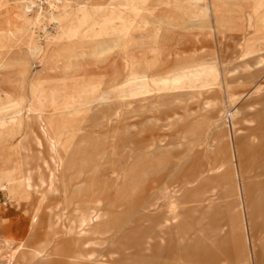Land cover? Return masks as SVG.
Here are the masks:
<instances>
[{
  "label": "rangeland",
  "instance_id": "rangeland-1",
  "mask_svg": "<svg viewBox=\"0 0 264 264\" xmlns=\"http://www.w3.org/2000/svg\"><path fill=\"white\" fill-rule=\"evenodd\" d=\"M226 15L245 25L229 27ZM263 61L264 0H0V182L8 191L25 184L19 159L32 180L48 179L27 188L23 203L0 191L4 236L8 227L26 232L38 208L44 230L34 232L51 239L47 253L63 242L80 247L77 264H138V253L145 254L139 264H151L157 243L146 228L171 202L163 250L174 242L196 264H264ZM31 104L46 110L28 112ZM78 156L99 193L91 195L87 181H74L69 193L48 191L62 161ZM218 171L226 180L211 182ZM233 186L239 229L224 225L206 251L210 205ZM203 189L194 204L190 198ZM75 212L94 217L85 234L47 221ZM229 238L247 248V263L242 243ZM256 244L263 251L253 255ZM2 253L0 264L7 262ZM16 259L22 264L19 253Z\"/></svg>",
  "mask_w": 264,
  "mask_h": 264
},
{
  "label": "bare ground",
  "instance_id": "bare-ground-1",
  "mask_svg": "<svg viewBox=\"0 0 264 264\" xmlns=\"http://www.w3.org/2000/svg\"><path fill=\"white\" fill-rule=\"evenodd\" d=\"M106 8V7H105ZM227 8V7H226ZM234 10V9H233ZM220 11V10H219ZM225 12V11H224ZM238 12V11H237ZM241 13V12H240ZM103 14V13H102ZM107 14V13H106ZM236 14V13H235ZM101 15V14H100ZM224 15V14H223ZM242 16V14H241ZM244 16V15H243ZM242 16V17H243ZM226 18V21H227V25L229 27H231L232 25L235 26V27H243L245 25V20H243L240 16H235V15H226L225 16ZM219 26V25H218ZM230 29V28H229ZM172 30V29H171ZM226 30V29H225ZM234 30V29H233ZM178 34V33H177ZM163 44V43H162ZM239 51V50H238ZM161 52V51H160ZM243 52V51H242ZM163 54V53H162ZM222 54V53H221ZM264 62V61H263ZM259 67V66H258ZM255 69V68H254ZM174 72V71H173ZM250 72V71H249ZM238 73V72H237ZM233 75V74H232ZM236 75V74H235ZM234 78V77H233ZM199 79V78H198ZM188 81V80H187ZM256 81V80H255ZM152 82V81H151ZM259 82V81H258ZM257 84V83H256ZM148 85V84H147ZM153 85H154V82H153ZM69 86V85H68ZM249 86V85H248ZM149 88V87H148ZM245 88V87H244ZM214 89V88H212ZM257 89V87H256ZM235 91V90H234ZM255 91V89H254ZM258 91V90H257ZM190 92V91H189ZM251 92V91H250ZM42 93V92H41ZM249 93V92H248ZM252 93V92H251ZM261 93V92H260ZM232 94V93H231ZM262 94V93H261ZM167 95V94H165ZM189 95V94H188ZM201 95V94H200ZM209 95V94H208ZM230 95V94H229ZM247 95V94H246ZM254 95V94H252ZM101 96V95H100ZM168 96V95H167ZM171 96V95H169ZM232 96V95H231ZM249 96V94H248ZM56 97V96H55ZM103 97V96H102ZM234 97V96H233ZM230 98V97H229ZM100 99V98H99ZM153 99V98H152ZM195 99V98H194ZM102 100V99H101ZM188 100V98H187ZM197 100V99H196ZM246 100V99H245ZM100 101V100H99ZM163 101V100H162ZM207 101V100H206ZM210 101V100H209ZM217 101V100H216ZM235 101V100H234ZM69 102V101H68ZM233 102V101H232ZM65 103V102H64ZM88 103V102H87ZM95 103V102H94ZM93 103V104H94ZM102 103V102H101ZM155 103V102H154ZM163 103V102H162ZM66 104V103H65ZM64 104V105H65ZM77 104V103H76ZM209 104V103H208ZM88 107H82V111L83 110H87L90 108L91 105V102H89L88 104ZM105 105V104H104ZM169 105V104H167ZM83 106V105H82ZM100 106V104L98 105ZM97 106V107H98ZM103 106V105H102ZM144 106V105H143ZM159 106V104H158ZM65 107V106H63ZM142 107V105H141ZM140 107V108H141ZM145 107V106H144ZM219 107V106H218ZM235 107V105H234ZM80 108V107H79ZM167 108V107H166ZM215 108V107H214ZM221 108V107H220ZM28 112H35V111H44L46 109H43V107L39 106V105H36V104H31L28 106ZM66 109V107H65ZM64 109V110H65ZM205 109V107H204ZM213 109V108H212ZM74 110V109H73ZM150 110V109H149ZM100 111V110H99ZM159 111V110H158ZM244 111V110H243ZM252 111V110H251ZM118 112V111H117ZM186 112V111H185ZM184 112V113H185ZM188 113V112H186ZM197 113V112H196ZM205 113V112H204ZM203 113V114H204ZM209 113V112H208ZM238 113V112H237ZM86 114V113H85ZM84 114V115H85ZM176 114V113H175ZM82 115V116H84ZM117 115V114H116ZM206 115V114H205ZM204 115V116H205ZM208 115V114H207ZM88 117V116H87ZM99 117V116H98ZM193 117V115H192ZM195 117V116H194ZM227 117V116H226ZM229 117V116H228ZM97 118V117H96ZM220 118V117H219ZM86 119V118H85ZM93 119V118H92ZM103 119V118H102ZM207 119V118H205ZM223 119V118H222ZM56 120V119H55ZM82 120V119H81ZM85 121V120H84ZM93 121V120H92ZM197 121V120H196ZM220 121V120H219ZM99 122V121H98ZM101 122V121H100ZM107 122V121H106ZM195 123V121H193ZM248 123V121H246ZM245 122V123H246ZM95 123V122H94ZM231 123V122H230ZM256 123V122H255ZM200 124V123H199ZM219 124V123H218ZM90 125V124H89ZM92 125V124H91ZM252 125V124H251ZM87 126V125H86ZM190 126V125H189ZM197 126V125H196ZM225 126V125H224ZM52 128L54 129H57L55 128L54 126H51ZM236 127V126H235ZM93 128V127H92ZM205 128V127H204ZM221 128V127H220ZM231 128V127H230ZM222 129V128H221ZM89 130V129H88ZM194 130V129H193ZM199 130V129H198ZM218 130V129H217ZM223 130V129H222ZM106 131V129H105ZM200 131V130H199ZM238 131V130H237ZM244 131V130H243ZM88 132V131H87ZM90 132V131H89ZM229 132V131H228ZM54 133V132H53ZM91 134V133H89ZM98 136V135H97ZM87 137V136H86ZM105 137V135H104ZM193 137V136H192ZM224 137V136H223ZM228 137V136H227ZM90 138V137H89ZM195 139V138H194ZM224 139V138H223ZM92 140V139H91ZM199 140V139H198ZM221 140V139H220ZM80 141V140H79ZM214 141V140H213ZM222 141V140H221ZM220 141V142H221ZM81 142V141H80ZM96 142V141H95ZM216 142V140H215ZM223 142V141H222ZM221 142V143H222ZM197 143V142H196ZM214 143V142H213ZM218 143V142H217ZM216 143V144H217ZM79 144L78 142H76V145ZM177 144V143H176ZM189 144V143H188ZM193 144V143H192ZM253 144V142H252ZM87 145V144H86ZM78 146V145H77ZM187 146V145H186ZM191 146V144H190ZM89 147V146H88ZM189 147V146H188ZM193 147V146H192ZM190 147V148H192ZM84 148V147H83ZM17 149L19 150L20 149V146L17 145ZM126 151V150H125ZM233 153V152H232ZM141 154V153H140ZM74 155V154H72ZM219 155V154H218ZM216 155V156H218ZM234 155V154H233ZM118 156V155H117ZM234 157V156H233ZM82 157H79L78 156V161L77 162H74L73 159L69 158L66 160H63L62 163H61V175L58 176L56 173L54 174V178H53V181H52V184H51V187L48 188V191H50L52 194L54 195H57V193H59L60 190H63L65 193H69L70 191V188H68V185H71L75 182H77L76 184H85V182L87 181L86 180V167H87V164L84 163L85 160L87 159H81ZM94 158V157H93ZM220 158V157H219ZM223 158V157H222ZM7 161H9V158L5 160V163H7ZM216 161V160H215ZM223 162L217 164L216 167H218V169H221L225 166V162L224 160H222ZM4 163V164H5ZM18 163L22 166V168L24 169V165L25 162L23 159H19ZM216 163V162H215ZM108 164V163H107ZM232 165V164H231ZM114 167V166H113ZM124 167V166H122ZM137 167V166H136ZM22 168H21V178H22V181H24V185H27L30 187H32V184L35 186L37 184H39V181H42V180H48L47 177L44 175L41 174V176H39L38 178L32 180V174L29 173L28 171L26 172L25 170L22 171ZM92 168V167H90ZM95 168V167H94ZM225 168V167H224ZM93 169V168H92ZM124 169V168H123ZM132 169V168H131ZM136 169V168H135ZM98 171V170H97ZM95 173V172H93ZM139 174V173H138ZM217 178L215 179H212L211 182H216V183H219V182H222V181H225L226 178L221 176V175H224L225 173H221V172H217ZM220 174V175H219ZM90 175V174H89ZM92 175V173H91ZM106 175V174H105ZM104 175V176H105ZM117 175V174H116ZM111 176V175H110ZM88 177V176H87ZM93 177V176H92ZM108 177V176H107ZM112 177V176H111ZM116 178V177H115ZM118 178V176H117ZM142 179V178H141ZM195 179V178H194ZM98 180V179H97ZM138 180V179H137ZM142 181V180H141ZM144 181V180H143ZM26 183H29V184H26ZM128 183V182H127ZM88 184V190L89 193L91 195H95L98 190H96V185L97 182L95 179H92V180H88L87 183ZM74 185V184H73ZM81 186V185H80ZM133 186V185H132ZM83 186H81L82 188ZM134 187V186H133ZM81 188H76L75 192H79V190ZM228 189V188H226ZM225 189V190H226ZM236 187H232V191L229 193V196L227 198H224V196H220L218 194V196L216 197V199L213 200L212 204L210 205V209H209V212L210 213H215V217L212 221H208V222H205L204 224V232H203V237H202V242H203V245H202V249L204 248L206 251L210 250L212 248V244H213V241L214 239L216 238V234L218 233H222L223 231V227H225L224 225H226L225 229H228L230 230V232H235L237 229H239L238 227L236 228L237 224L235 223V220L233 219L232 217V205L231 203L232 202H235L236 199L238 198L237 197V192H236ZM26 190H28L26 188ZM224 190V191H225ZM13 190L9 191L10 193L12 192ZM97 191V192H96ZM107 191V190H106ZM201 192L197 193L198 195L197 196H194L193 198H190L194 201H192L194 204L196 202H198L200 200V198L203 196V193H204V189L203 190H200ZM248 192V196L249 198H251L253 195H254V190L253 188L251 190H247ZM71 193V192H70ZM74 193V192H72ZM99 193V192H98ZM223 193V191H222ZM84 196V195H83ZM90 196V195H89ZM88 197V196H86ZM161 197V196H160ZM160 197H156L157 201L158 199H160ZM85 198V197H83ZM125 198V197H124ZM76 200V199H75ZM78 200V199H77ZM98 200V199H97ZM252 200V198L250 199ZM81 201V200H80ZM89 201V200H87ZM257 202V201H256ZM71 203V202H70ZM73 203V202H72ZM79 203V202H78ZM75 204V205H78ZM84 203V202H83ZM91 203H94L93 201ZM45 204V203H44ZM54 204V203H53ZM67 204V203H66ZM80 204V203H79ZM87 204V203H86ZM95 204V203H94ZM68 205V204H67ZM241 204H237L236 206H234L233 208H238L239 209V206ZM54 207V205H53ZM254 209L256 211H261L258 209L259 206H257V203L256 205L253 206ZM42 208V207H41ZM56 208V207H55ZM77 208V207H76ZM94 208V207H93ZM173 208V205L171 202H166L164 203L158 210V213L156 214L157 218H155L154 222H151L149 223L148 227L146 228V231H151L152 233L154 232L155 236H156V243H157V246H155V248H153L151 250V252L147 255V259L150 260V263L152 262H157V261H170V260H179V261H183L185 263H189V264H196V256L194 254H189L188 252V247H183V248H177V246L175 245L174 242H172V247L170 246L169 248H165L163 250V243L164 241L167 239L168 236H170V233H168V225H167V220L169 219L168 218V214L169 212L172 210ZM44 209V208H43ZM237 209V210H238ZM49 210V209H47ZM92 210V209H91ZM50 211V210H49ZM49 211H47L48 215L50 216L49 214ZM83 211V210H82ZM86 211V210H85ZM40 212V211H39ZM52 212V211H51ZM84 212V211H83ZM45 213V212H44ZM80 213V212H79ZM40 214V213H39ZM37 214V215H39ZM251 214V213H250ZM40 216V215H39ZM227 218V222L224 223V219ZM252 218H253V223L255 224L256 222V214H253V208H252ZM34 219V223H35V227L33 229V232H31V235L29 236V240L28 242H24V243H21V244H18L15 246V249H16V252L19 251V254H20V261L24 262L25 264H29L32 259L38 255H40L41 253H43V245L47 243L48 241V237H43L41 234H35V230L37 229H40V232L43 229L42 225H40V219L38 220V217L36 216ZM56 223H58V221L60 220V217L58 215H55L54 218ZM69 220H71L72 223V226H83L84 223H92L93 222V217H83L81 214H78L75 212V214L72 215L71 218H69ZM216 220H218V222H216ZM48 223L50 224V219L47 220ZM223 222V223H222ZM48 225V224H47ZM162 227L163 228H160L159 227ZM34 226V225H33ZM50 226V225H49ZM159 227V228H158ZM49 230V229H48ZM46 231V230H45ZM37 232V231H36ZM42 233V232H41ZM40 238L37 239V238ZM230 241L232 243H239L241 244L242 242L238 239H232V238H229ZM39 240V241H38ZM245 245V244H244ZM176 246V247H175ZM242 246V253H241V258H242V262L243 263H247L249 261V255L247 253L248 250L247 248L243 247V243L241 244ZM260 245L259 244H256L254 245V249H253V255L255 254H258L259 251H263V250H259V247ZM174 249V250H173ZM249 249V248H248ZM175 254H174V253ZM177 252H181V255L179 254H176ZM18 254V253H17ZM145 255L143 253H138L137 254V261H141V258L142 256ZM205 256L207 259H210V254L209 253H205ZM15 257V256H14ZM193 262V263H192Z\"/></svg>",
  "mask_w": 264,
  "mask_h": 264
},
{
  "label": "crops",
  "instance_id": "crops-1",
  "mask_svg": "<svg viewBox=\"0 0 264 264\" xmlns=\"http://www.w3.org/2000/svg\"><path fill=\"white\" fill-rule=\"evenodd\" d=\"M6 181V180H5ZM4 180H2L0 182V191L3 190L6 195H7V200L13 202V198H15L14 201H16L17 203H23V201H26L28 199H30L31 196V191L28 193V191L26 190V188H29V186L27 185H21V186H14V190L10 193L8 190L3 189ZM34 185H32L33 187ZM35 187V186H34ZM17 188V189H15ZM20 189V190H19ZM14 194V195H11ZM13 199V200H12ZM47 213V212H46ZM38 213V208H36V212L31 216L30 218V222L28 223V230L26 232H24L23 234L20 233H16L12 230V227H8V232L5 234H3V229H4V221L2 218L0 219V254L2 252L3 257H5L7 259L6 263L3 264H16L17 261V253H19V251L16 252L15 246L24 242H28L29 240V236L31 235V232H33V229L35 227V223H34V219L36 216L38 217V220L41 217V214ZM3 216H7V217H12L9 215H4ZM15 216V215H14ZM59 216V215H58ZM60 220L58 221V223H56L55 219H51L50 225L53 226H62L65 227L66 229L72 231L70 228L72 229H76V234H82L85 232H88L90 229L86 228V223L83 224V226H72L71 220H67L68 216H59ZM92 217V216H91ZM94 219V217H93ZM34 225V226H33ZM4 236V237H3ZM51 239L48 238V241L46 243V245H43V253H41L40 255L34 257L32 259V261L29 264L32 263H37V264H58V263H68V264H77L80 260L79 255H81L82 251L80 250V247L77 246V250L73 249H67L63 244V242L56 244L52 250H50L48 253L46 252L48 250V245L50 244ZM45 254H47L46 258H42ZM59 255V256H58ZM15 256V257H14ZM160 261L157 262H152L151 264H158ZM22 264H25L24 262L21 261ZM137 263L139 264L140 261H137ZM164 263L166 264H189V263H185L183 261H179V260H170V261H166L164 260ZM28 264V263H27ZM147 264V263H146Z\"/></svg>",
  "mask_w": 264,
  "mask_h": 264
}]
</instances>
